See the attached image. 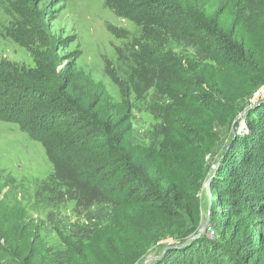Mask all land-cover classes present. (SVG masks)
I'll list each match as a JSON object with an SVG mask.
<instances>
[{
  "label": "trees",
  "instance_id": "obj_1",
  "mask_svg": "<svg viewBox=\"0 0 264 264\" xmlns=\"http://www.w3.org/2000/svg\"><path fill=\"white\" fill-rule=\"evenodd\" d=\"M108 5L135 26L127 34L124 51L118 53L121 72L127 78L115 80L122 95L127 99L134 96V107L152 115L154 123L145 138L149 151L162 164L146 167L130 155L126 129L119 128L121 120L111 114L107 97L96 100L89 93L76 96L67 90L55 74L52 55H46V70L39 58L29 69L2 62L0 120L17 124L29 138L41 142L52 173L46 179L19 183L0 169V264L47 254L31 234L42 222L53 224L59 236L67 239V264H80L76 250L108 228L117 232L99 239L104 255L118 257L115 264L133 258L136 251L129 248L127 253V233L136 237L139 230L157 236L165 231L173 210L167 196L179 201L172 196L169 174H175L184 154L189 153V139L205 142L202 131L208 129V143L200 145L201 166L203 153L215 139L210 130L213 123L237 116L234 97L220 87L219 75L243 76L252 91L264 84V69L256 71L247 57L249 36L264 20V0H227L219 10L180 0H127L119 5L110 1ZM12 38L28 46L17 33ZM247 105L246 101L241 111ZM243 121L246 131L240 135L235 121L218 164L219 169L224 163L231 164L232 174H241L223 190L222 199L232 205L242 194L250 195L252 183H264V101L246 111ZM148 168L157 178L147 174ZM142 181L153 188L143 187ZM163 181L167 183L165 192L160 189ZM65 202H73L76 215L69 226L62 225ZM136 210L155 223L146 227L137 223ZM260 212H264V204L254 209V213ZM178 247L169 246L162 254L158 251L160 257L148 264H232L229 250L217 252L212 247L189 253ZM59 258L50 257L47 264H55Z\"/></svg>",
  "mask_w": 264,
  "mask_h": 264
},
{
  "label": "rangeland",
  "instance_id": "obj_2",
  "mask_svg": "<svg viewBox=\"0 0 264 264\" xmlns=\"http://www.w3.org/2000/svg\"><path fill=\"white\" fill-rule=\"evenodd\" d=\"M29 1L30 4L24 0H0V64H18L29 69L35 67L34 59L39 58L46 70L49 63L46 55H52L55 74L67 85V90L74 92L76 96L84 92L89 93V96L96 100L107 97L112 107L111 114L115 119L121 120L119 128L126 129L127 150L130 155H134L146 167L152 163L161 165L162 159L149 151L148 140L145 138V133L154 123L152 115L134 107V96L131 95L127 99V96L122 95L115 80L127 78L121 72L123 65L119 61L118 53L124 51L127 34L134 32L135 26L126 17L114 12L108 4L111 1L119 5L127 0ZM180 1L208 4L214 10L223 9L227 2ZM14 33H17L23 42H28V46L15 41L12 38ZM249 37V63L256 71H262L264 20L260 21ZM219 80L223 91L233 95L232 107L237 116L224 123H213L210 130L215 133V139L211 141V147L203 153L201 166L200 145L208 143V129L201 130L205 142L189 139V153L184 154L175 174H169L173 187L172 196L177 197L179 201L173 202L170 196H167V202L173 210L167 219L165 231L157 236L139 230L136 237L127 233V253L129 248L136 253L123 264H136L147 257H155L158 251L162 254L172 245L179 246V250L186 249L189 253L205 251L212 247L217 252L229 250L232 264H264V212L254 213V209L264 204V183H252L248 196L254 197L242 194L237 204L232 205L222 199L223 190L241 174H232L231 164L224 163L221 169L218 168L221 155L233 134L235 121L239 122L237 131L240 135L246 131L243 121L246 111H241V107L246 101H253L256 97L253 93L264 84L252 91L247 78L233 73L220 74ZM0 169L6 170L19 183L23 180L31 182L48 178L52 173V164L41 142L29 138L17 124L0 120ZM146 172L153 179L157 178L152 169L148 168ZM140 184L153 188L144 181ZM24 187L26 185L22 188ZM29 188L28 190L32 191V186ZM166 188L167 183L163 181L160 189L165 192ZM224 205L232 208L226 209ZM62 209V220L65 223L62 225L69 226L76 220L73 202H65ZM32 215L35 217L33 212ZM134 216L137 223L144 227L155 223L154 219L139 214L138 210L134 211ZM114 231L108 228L94 239L84 241L80 249L76 250L75 258L80 264H115L119 258L104 255L105 250L101 249L99 242L102 237L115 235ZM31 234L44 246L47 254L33 256L27 261L21 258L16 260L15 264H47L50 257L56 259L57 256L60 260H56L55 264H67V239L59 236L53 224L42 222ZM35 250L39 251L37 244Z\"/></svg>",
  "mask_w": 264,
  "mask_h": 264
},
{
  "label": "water",
  "instance_id": "obj_3",
  "mask_svg": "<svg viewBox=\"0 0 264 264\" xmlns=\"http://www.w3.org/2000/svg\"><path fill=\"white\" fill-rule=\"evenodd\" d=\"M253 101H248V105L245 111H248L250 108L254 107L255 105H257L258 103H260L261 101H264V95L262 94H257L255 99H252ZM158 256L155 257H147L142 261V264H148L150 262V260H152L153 258H157Z\"/></svg>",
  "mask_w": 264,
  "mask_h": 264
},
{
  "label": "built area",
  "instance_id": "obj_4",
  "mask_svg": "<svg viewBox=\"0 0 264 264\" xmlns=\"http://www.w3.org/2000/svg\"><path fill=\"white\" fill-rule=\"evenodd\" d=\"M257 94H262V95H264V85H262V86L260 87V89H258L257 91H255V92L253 93V96H256Z\"/></svg>",
  "mask_w": 264,
  "mask_h": 264
}]
</instances>
